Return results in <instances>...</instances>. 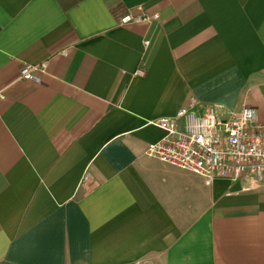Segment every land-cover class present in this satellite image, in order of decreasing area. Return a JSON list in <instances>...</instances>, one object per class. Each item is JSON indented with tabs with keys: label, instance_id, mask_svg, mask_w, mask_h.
Returning a JSON list of instances; mask_svg holds the SVG:
<instances>
[{
	"label": "crops",
	"instance_id": "1",
	"mask_svg": "<svg viewBox=\"0 0 264 264\" xmlns=\"http://www.w3.org/2000/svg\"><path fill=\"white\" fill-rule=\"evenodd\" d=\"M192 98L264 121V0H0V264H264V183L146 154Z\"/></svg>",
	"mask_w": 264,
	"mask_h": 264
},
{
	"label": "built area",
	"instance_id": "2",
	"mask_svg": "<svg viewBox=\"0 0 264 264\" xmlns=\"http://www.w3.org/2000/svg\"><path fill=\"white\" fill-rule=\"evenodd\" d=\"M141 21L144 16L128 15ZM47 64H24L20 78L42 82ZM136 74L143 76L140 68ZM165 131L164 137L146 149V154L192 171L208 181L225 178L246 185L264 183V121L258 111L245 106L225 113L222 105L204 104L195 98L176 115L151 122ZM86 173L83 182L89 179Z\"/></svg>",
	"mask_w": 264,
	"mask_h": 264
}]
</instances>
